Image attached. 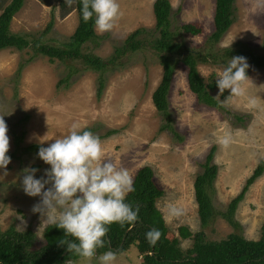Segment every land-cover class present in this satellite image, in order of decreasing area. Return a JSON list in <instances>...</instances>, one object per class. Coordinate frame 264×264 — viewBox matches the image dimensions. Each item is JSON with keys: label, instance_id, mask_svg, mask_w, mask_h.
I'll return each instance as SVG.
<instances>
[{"label": "rangeland", "instance_id": "rangeland-1", "mask_svg": "<svg viewBox=\"0 0 264 264\" xmlns=\"http://www.w3.org/2000/svg\"><path fill=\"white\" fill-rule=\"evenodd\" d=\"M47 1V0H46ZM155 0H117L120 15L110 31L94 29V43L85 44L84 53L108 58L115 47L136 29H145L146 40L157 37L152 5ZM170 31L175 41L186 48L206 53L207 38L213 31L214 0H168ZM68 6V5H67ZM233 24L221 41L211 46L213 53L246 46L253 54L264 56V0H234ZM48 33L45 28L49 22ZM192 24L201 30L198 36L184 35L180 27ZM77 26V17L70 11L63 17L58 3L43 5L41 0H25L10 24V32L22 37L40 39L47 45L59 46L68 40ZM145 34V35H146ZM228 61V60H227ZM198 64L203 81L222 69L226 62ZM249 65V64H248ZM50 62L33 55L30 50H0V119L9 138L7 154H13L6 169L0 170V232L13 227L17 232L35 235V247L42 245V232L48 225L38 213L31 211L39 197H29L22 191L19 178L26 167L36 168V177L43 175L44 164L37 156L38 148L23 152L27 146H47L56 137L66 135L72 124L91 130L98 137L103 155L117 168L128 171L132 180L138 169L147 166L153 172V182L163 192L156 201L168 229V238H177L178 228L190 233L203 232L207 240L221 241L232 233L245 240L260 238L264 220V170L238 204L234 214L237 229L220 217L201 227L194 200L193 181L202 173L206 155L211 148V164L217 174L210 190L213 209L225 212L228 204L242 190L245 181L260 161L264 162V69L250 66L248 80L243 82L244 97L213 96L229 112L227 115L199 105L188 90L187 70L180 64L175 68L168 95V113L173 132L161 130L164 124L151 103L162 70L157 55L145 48L122 61L118 69L105 72L104 89L97 92L98 74L81 72L77 66ZM66 80L65 83H60ZM255 100L250 107L247 98ZM240 119L241 121L237 120ZM114 131L108 136V132ZM229 133L231 143L225 148L217 138ZM14 135L21 136L18 149ZM181 209L171 215L170 207ZM180 249L187 250L192 241L179 240ZM66 264H98L96 257ZM113 264H141L134 249L115 253Z\"/></svg>", "mask_w": 264, "mask_h": 264}, {"label": "trees", "instance_id": "trees-1", "mask_svg": "<svg viewBox=\"0 0 264 264\" xmlns=\"http://www.w3.org/2000/svg\"><path fill=\"white\" fill-rule=\"evenodd\" d=\"M25 0H0V50L14 49L17 51L30 50L33 55L46 57L50 62H60L74 66L81 72L98 74V95L104 89L103 75L105 72L118 69L122 61L129 55H133L142 49H149L157 55L158 64L162 75L160 81L151 95V103L155 111L159 113L164 124L161 130L173 132L170 115L168 113V95L175 68L180 64L186 72L188 90L194 95L199 105L224 112H229L213 96L217 91L215 77L212 75L208 82L200 77L198 64L218 63L229 60L233 56H243L247 63L255 69H264V56L253 54L246 46L235 44L231 48L213 53L211 46L218 44L233 24L234 0H214V12L212 17L213 31L207 38L209 46L206 53L186 48L182 43L175 41L176 34L170 31L169 15L171 6L168 0H155L152 12L155 20L154 32L156 38L146 40L148 35L143 28L130 33L122 44L113 49L112 54L102 59L92 53H84L85 44L94 43L96 35L93 21L85 23L80 14V0H74L71 6H67L64 0H41L43 5L58 3L63 17L70 11H74L77 17V26L68 40L59 46L47 45L40 39L22 37L10 32V24L14 16L22 8ZM52 27L50 21L45 33ZM184 35L198 36L201 30L192 24L180 27ZM146 34V35H145ZM60 83H65L66 80ZM225 99L224 93L221 95ZM238 121H241L237 118ZM92 133V131L89 129ZM114 131L108 132V136ZM21 136L14 135V148L18 149ZM38 148L37 145L27 146L23 152H31ZM214 148H211L205 157L203 171L193 181L194 200L197 206V216L201 227H206L209 222L220 217L230 227L237 229L234 214L238 204L243 200L248 187L261 176L264 170V162L260 161L252 174L245 181L240 193L230 201L225 212H216L213 209L210 190L215 180L217 169L211 164ZM10 158L13 154H7ZM133 191L125 196V202L132 208L138 209L135 222L126 223L123 227L113 223L108 226L104 237L103 247L96 250L99 256L107 250L114 253H124L134 249L136 257L141 259V264H264V220L261 225L260 238L257 241L245 240L242 235L232 233L221 241L207 240L203 232L192 234L185 227L178 228L177 238H168V229L165 226L161 213L156 208V201L163 196L153 182V172L147 167L138 169L132 180ZM158 229L160 236L154 245H150L145 239V233L149 229ZM43 244L35 247L36 237L30 231L17 232L13 227L0 232V264H66L84 258H79L68 253L63 247L58 246V241L68 239L63 232L54 226H46L42 232ZM191 239V247L181 250L179 240ZM94 256V257H96Z\"/></svg>", "mask_w": 264, "mask_h": 264}, {"label": "clouds", "instance_id": "clouds-1", "mask_svg": "<svg viewBox=\"0 0 264 264\" xmlns=\"http://www.w3.org/2000/svg\"><path fill=\"white\" fill-rule=\"evenodd\" d=\"M74 0H64L68 6ZM80 14L87 23L93 21L95 31H110L120 15L117 0H80ZM249 65L243 56H233L225 66L215 73L217 95L226 90L229 96L244 97L243 82L248 80ZM250 107L255 100L247 98ZM7 127L0 119V170L6 169L10 157ZM229 133L217 138L222 147L231 143ZM36 156L49 167L43 175L36 177V168H24L19 184L29 197H39L31 211L38 213L41 222L54 226L68 239L59 240L58 246L68 253L90 259L96 250L104 246L108 226L116 223L123 227L135 222L138 209L125 202V196L133 191L132 178L124 168H117L103 155L101 142L93 133L72 124L66 135L56 137L47 146L41 142ZM171 215L178 216L181 209L170 207ZM160 236L152 228L145 233V239L154 245ZM98 264H113L115 253L107 250L96 256Z\"/></svg>", "mask_w": 264, "mask_h": 264}]
</instances>
